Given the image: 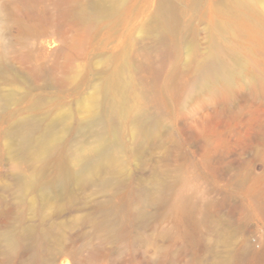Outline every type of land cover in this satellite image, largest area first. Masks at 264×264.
<instances>
[{
    "label": "rangeland",
    "instance_id": "374dc122",
    "mask_svg": "<svg viewBox=\"0 0 264 264\" xmlns=\"http://www.w3.org/2000/svg\"><path fill=\"white\" fill-rule=\"evenodd\" d=\"M81 7L99 13L86 22ZM215 41L231 86L195 93L188 53ZM94 86L101 100L127 97L114 123L104 116L111 136L132 146V105L162 120L158 139L130 158L123 183L83 187L84 209L58 217L21 194L29 166L5 151L0 106V239L18 240L12 253L0 241V264H264V0H0V93L75 107ZM55 175L49 165L44 178ZM156 178L189 181L190 205L167 214L140 195Z\"/></svg>",
    "mask_w": 264,
    "mask_h": 264
},
{
    "label": "bare ground",
    "instance_id": "6f19581e",
    "mask_svg": "<svg viewBox=\"0 0 264 264\" xmlns=\"http://www.w3.org/2000/svg\"><path fill=\"white\" fill-rule=\"evenodd\" d=\"M98 13L81 7L77 14L81 20L90 22ZM223 47L215 41L205 54L190 49L188 66L193 65L196 75V82L191 87L195 93L207 91L213 83L224 82L231 86L234 70L223 59ZM82 71L80 66L75 67L69 75L70 82H75ZM103 81L107 86L112 83L108 75ZM119 85H123L121 78ZM99 89L100 86H94L89 98L79 102L78 95L74 96L75 107L73 101L64 98L54 102L43 97L31 98L30 94L26 96L27 102L20 104L16 93H0V106L9 122L4 131L5 151L12 162L28 163L25 175L19 173L17 178L21 194L30 197L31 210L38 203L41 210H53L58 217L83 210L78 195L80 189L96 187L105 191L115 183H123L130 158L142 154L149 143L158 139V126H162V120L151 118L132 105L123 110L131 127L132 146L121 143L117 133L111 136L104 116L108 117L109 123H114L124 100L127 103V97L125 99L123 93L122 99L105 97L101 100ZM19 104L16 109L12 107ZM120 162L124 163V169L119 168ZM49 165L55 168L56 175L47 180L44 174ZM138 192L149 201H160L169 214L190 205L194 188L187 180L178 186L156 178L149 190L138 189ZM79 222L80 219L74 217L58 226L66 230ZM101 228L109 230L111 227L105 220L101 222ZM1 240L5 241L10 253L15 251L16 238L5 236Z\"/></svg>",
    "mask_w": 264,
    "mask_h": 264
}]
</instances>
